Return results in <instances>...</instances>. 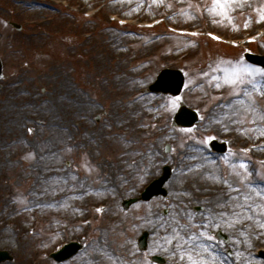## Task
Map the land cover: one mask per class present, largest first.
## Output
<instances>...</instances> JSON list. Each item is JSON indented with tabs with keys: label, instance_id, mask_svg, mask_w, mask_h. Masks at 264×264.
<instances>
[{
	"label": "rangeland",
	"instance_id": "1",
	"mask_svg": "<svg viewBox=\"0 0 264 264\" xmlns=\"http://www.w3.org/2000/svg\"><path fill=\"white\" fill-rule=\"evenodd\" d=\"M262 16L264 0H230L223 8L214 0H0V57L4 62L0 198L8 192L14 201H0V248H8L15 256L13 263L6 264H59L49 254L72 240L81 241L84 248L61 264H118L112 258L88 259L95 243L106 239L115 255L121 257L119 250L123 251L125 264H152L150 255L166 254L173 246L167 242L171 227L195 223L191 228L198 232L201 227L229 230L243 221L251 228L246 235L249 245L242 244L241 260L249 262L245 261L246 250L252 249V241L261 239L255 235H264V194L257 195L249 187L264 179V86L257 91L248 85L252 95L236 97L238 101L227 106L226 100L234 94L232 86L216 88L215 82L208 83L209 78L200 73L214 67L220 58L237 60L234 52L244 49L215 43L208 38L209 32L226 35L225 43L231 45L232 37L264 27ZM156 17H162L159 24H165L147 28L145 22ZM118 18L128 23L123 25ZM11 21L23 28L16 29ZM178 29L186 30V35ZM248 48L264 53V35ZM165 67L180 68L186 74L185 90L174 106L172 96L148 91ZM138 97L146 98V105L129 114L131 102ZM179 101L201 114L195 128L180 134L171 125ZM249 101L257 103V121L249 116L253 110ZM242 121L251 124L253 133L246 128V133H237ZM60 126L64 129L59 130ZM222 136L233 138L226 156L235 153L249 159L251 176L247 179L242 169L233 171L224 163L225 156L204 154L210 139ZM258 137L260 151L254 156L237 152L239 142ZM167 142L174 146L170 153L164 151ZM198 152L197 161L205 167L214 165L217 179L223 178L220 186L219 180L210 181L224 197L231 190L229 202L221 208L216 206L219 200L216 205H205L207 179L193 181L189 174L195 171L189 170L194 162L190 157ZM36 162L40 164L36 176L53 166L64 172V178L35 184L29 168ZM165 163L175 168L167 186L168 197L125 210L122 201L138 195ZM106 171L112 184L106 194L91 193L70 201L51 199L64 190L70 198L72 191L83 190L81 181L90 188L101 185ZM253 171L257 176L253 177ZM54 180L59 183L57 190L46 195V184ZM178 184L179 189L180 185L187 188L183 197L175 190ZM36 185L40 194L33 204L36 209L17 208L29 203L30 189ZM199 205L206 209L196 212ZM11 207L15 216L9 213ZM113 213L119 219L117 224ZM189 215L194 222L188 220ZM205 217L209 224L203 223ZM144 229L151 230L146 252L137 243ZM254 262L264 264L262 259Z\"/></svg>",
	"mask_w": 264,
	"mask_h": 264
},
{
	"label": "bare ground",
	"instance_id": "2",
	"mask_svg": "<svg viewBox=\"0 0 264 264\" xmlns=\"http://www.w3.org/2000/svg\"><path fill=\"white\" fill-rule=\"evenodd\" d=\"M148 98V97H147ZM146 102H147V99L144 98V97H138L136 98L133 102H131V105L132 107H130L128 109V113H136L137 111H139L141 108L139 107H143L144 105H146ZM138 107V108H137ZM18 110V108H17ZM16 110V112H17ZM14 113V112H13ZM23 119V118H22ZM61 127V128H60ZM58 127L59 130L61 129H64L62 126ZM63 131H59V133L61 134ZM43 142H48V139L44 138L43 139ZM43 142H40V143H43ZM83 143H86V142H83ZM154 148H150V151H151V155H155V150H153ZM46 150H43L42 152H45ZM130 151L128 150L127 153H129ZM7 153V156L6 158L9 159V153ZM48 153V152H47ZM125 153V152H124ZM49 157V156H48ZM194 166H195V169L193 165H190L189 164V167L195 171H192L190 172L189 174H192V177H193V181L195 179H199V178H204L205 180L207 179V185H206V190L207 192L209 193H206L205 195H210L209 197H211V200L215 203L216 200H219V202L217 203L216 206H220L222 203H226L228 201V199L230 197H227L228 194L226 195V197H224L223 195V191L218 187V185H214L210 180L213 179V180H216L218 178V176L213 173V169L212 168L214 165H209L207 167H205L203 164H200L198 161H194L193 162ZM40 164L38 162H36V164H33L30 168H29V171L31 174H33V176L35 177V184H37L40 180H51V179H55V178H61V180L64 178V172H60V170H58V168L56 167H53V166H48L47 169L45 170L44 173H42L41 175L39 176H36L35 174V171L37 170V167L39 166ZM48 165V164H46ZM183 165V164H182ZM187 167V166H186ZM212 168V169H211ZM200 170V171H198ZM109 177V174L108 172L106 171V176H105V180L103 181V183L99 186H95V187H91L88 185V186H84L86 182L83 183V181H81V186L83 188V190H75V191H72L71 193H69L71 195V197L69 198L66 193V191L64 190L63 192H58L55 196L56 197H53L51 198L52 200H55L54 202L56 201H59V200H67V201H70V200H73L74 198H79L81 197L82 195H87V194H91V193H94L96 195H101V194H106L107 191H109L111 189V179L108 178ZM56 180V179H55ZM51 181L49 183L46 184V187L44 188V193L46 195H49V194H53V191L57 190L55 185L57 184L59 186V183H56V181ZM219 180V186L221 185V183L223 182V178L220 177L219 179H217V181ZM200 186V185H199ZM90 188V190L88 189ZM186 187L184 188L183 186L181 187L180 185V189H179V184L178 186L175 188V190L178 192L179 190V197H183L184 194H186ZM46 190V191H45ZM43 191V190H42ZM231 190L228 191V193L230 192ZM39 189L37 188V185L36 186H33L31 187L30 189V195H31V198H30V201H31V205L33 206V204L35 202H38L37 201V196L40 195L39 193ZM218 193V194H217ZM50 196V195H49ZM218 196V198H217ZM183 200V198H181V201ZM226 200V201H224ZM66 201V203H67ZM180 201V202H181ZM185 201V200H184ZM224 201V202H223ZM63 202V201H62ZM234 202L237 203V200L235 199ZM186 203V202H184ZM238 204H239V200H238ZM35 206V205H34ZM36 207V206H35ZM68 209H72L71 207V204L68 205ZM229 215H232V214H229ZM228 215V216H229ZM227 216V214H226ZM112 220L115 224L119 223V219L116 217V215L113 213L112 214ZM177 229V228H176ZM7 234H10V231H7ZM120 253H121V257L119 255H115L110 246L108 245V242H107V239L105 240V242L102 241H98V243H95L94 245V250H93V253L92 255L89 256V260L91 261H94V262H97L98 259H113L116 263L118 264H125L124 261L122 260L123 257H124V253L122 250H119Z\"/></svg>",
	"mask_w": 264,
	"mask_h": 264
},
{
	"label": "snow or ice",
	"instance_id": "3",
	"mask_svg": "<svg viewBox=\"0 0 264 264\" xmlns=\"http://www.w3.org/2000/svg\"><path fill=\"white\" fill-rule=\"evenodd\" d=\"M214 2L223 8L230 2V0H214ZM261 18L264 19V16ZM252 39H254V37ZM229 63L231 66H229ZM200 75L209 78L208 83L210 84L215 82L214 86L216 88H222L226 85L232 86L235 95L244 93L246 96H251L252 93L242 87L246 84L253 86L257 91H260L261 87L264 86V67H254L245 62L243 57L230 62L226 61L224 58H220L217 62H215L214 67H210L208 71L201 72ZM177 99L178 98L176 97L172 98L171 102L173 106L175 105ZM242 102L243 101H241V103ZM244 151L247 152L249 150L245 149ZM224 163L231 167L233 171L237 168L242 169L243 172L247 174L243 177L244 179L251 176V172L249 171L250 161L248 158L237 157L235 153H232L230 156L224 157ZM236 174L239 175L240 173L237 172ZM225 183H228V181H225ZM249 187L253 188L257 195L264 194V179H261L258 183L254 182L253 184H250ZM236 191H238V189ZM244 199L248 200L250 197L245 196ZM194 219V216H188V220L190 222H194ZM203 223L209 224L210 221H208L205 217ZM195 226V223L180 224L177 229H174L175 235L170 238L169 243H171L173 239L181 237L180 228H191ZM201 233L206 235L208 239H215V236L210 234L207 229L201 228ZM188 238L198 240L199 236L196 232H192ZM177 247H181V244L177 243ZM173 255H175V253H173ZM187 255L191 258V253H187ZM181 258L183 259V256ZM193 264H195V262H193Z\"/></svg>",
	"mask_w": 264,
	"mask_h": 264
},
{
	"label": "water",
	"instance_id": "4",
	"mask_svg": "<svg viewBox=\"0 0 264 264\" xmlns=\"http://www.w3.org/2000/svg\"><path fill=\"white\" fill-rule=\"evenodd\" d=\"M15 26L18 28L21 27L17 24H15ZM248 58L264 66V56L248 55ZM1 69H2V64L0 61V72ZM184 82H185V77L180 70L165 69L160 73L157 81L150 86V90L155 92H165V93H171L173 95H177L182 91ZM198 118H199L198 114L194 110L183 104L174 117V124L190 127L194 125V123L198 120ZM166 148L167 151L170 150L169 145H167ZM223 149H225V146L223 147ZM170 174H171L170 166H165L164 174L159 179H156L155 181L152 182V184L143 193V197L149 200L154 195H158V194L166 195L167 190L166 188H164V184L169 178ZM137 200L139 199L133 198L130 200H125L123 202V205L125 208H128L133 202H136ZM148 235L149 233L145 231L143 235L140 237L139 240H140L141 248L147 247ZM218 235L219 237L222 236L221 234ZM81 247L82 246L79 243L72 242L70 244H67L59 252L53 254V256L58 260H64L74 255ZM6 258H7V252L0 251V261L5 260ZM154 258L155 259L158 258L160 261L162 260L161 258L156 256Z\"/></svg>",
	"mask_w": 264,
	"mask_h": 264
},
{
	"label": "flooded vegetation",
	"instance_id": "5",
	"mask_svg": "<svg viewBox=\"0 0 264 264\" xmlns=\"http://www.w3.org/2000/svg\"><path fill=\"white\" fill-rule=\"evenodd\" d=\"M1 84L3 85V80L1 79ZM208 232L214 235V229L208 228ZM191 233L185 234L186 236L182 239L181 247H174L171 252L170 256L180 259L186 264H193V262H197V260H205L211 256L216 257V259L223 258L224 252L227 250V245L235 247L237 249L239 247L240 242V234L238 232L232 230L231 236L229 237L228 241L220 242L217 240H192L188 237ZM208 241V242H207ZM177 243V242H176ZM226 249V250H224ZM175 253V255H173ZM187 253H191V258L187 255ZM183 256V259L181 258Z\"/></svg>",
	"mask_w": 264,
	"mask_h": 264
}]
</instances>
